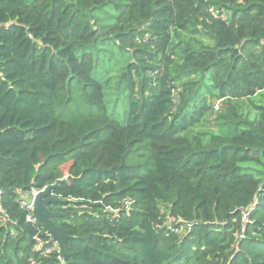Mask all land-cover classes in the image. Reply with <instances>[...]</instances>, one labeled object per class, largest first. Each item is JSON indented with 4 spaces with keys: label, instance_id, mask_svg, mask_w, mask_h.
<instances>
[{
    "label": "trees",
    "instance_id": "obj_1",
    "mask_svg": "<svg viewBox=\"0 0 264 264\" xmlns=\"http://www.w3.org/2000/svg\"><path fill=\"white\" fill-rule=\"evenodd\" d=\"M260 99L264 0H0V264L58 181L64 264H264Z\"/></svg>",
    "mask_w": 264,
    "mask_h": 264
},
{
    "label": "water",
    "instance_id": "obj_2",
    "mask_svg": "<svg viewBox=\"0 0 264 264\" xmlns=\"http://www.w3.org/2000/svg\"><path fill=\"white\" fill-rule=\"evenodd\" d=\"M58 181L55 185L47 187L44 191L40 192L34 199L33 217L37 220V225L43 227L46 232L51 235L52 239L58 242L60 246L61 262L64 264L66 257V242L71 237L64 235L58 226L55 224V218H67L69 213H62L53 211L51 205L66 204L67 201L52 196L53 190L59 185Z\"/></svg>",
    "mask_w": 264,
    "mask_h": 264
},
{
    "label": "built area",
    "instance_id": "obj_3",
    "mask_svg": "<svg viewBox=\"0 0 264 264\" xmlns=\"http://www.w3.org/2000/svg\"><path fill=\"white\" fill-rule=\"evenodd\" d=\"M226 19V17H224ZM44 190H32L30 192H27L22 195L21 200L19 201L20 206L23 210H25L29 215H28V222H30L32 225H37V220L33 217V211H34V199L35 197ZM3 190L0 189V199L3 197ZM4 212L3 206L0 204V213ZM4 221V219H2ZM249 221V214L244 212V224H247ZM47 237V241L44 239H41L40 237L36 236V251L40 254V256L43 258L45 257H50L52 254H57L58 255V260L61 262V257H60V246L58 242L54 241L49 235L46 230L44 232ZM30 264H42L40 263V260H31ZM61 264H63L61 262Z\"/></svg>",
    "mask_w": 264,
    "mask_h": 264
},
{
    "label": "rangeland",
    "instance_id": "obj_4",
    "mask_svg": "<svg viewBox=\"0 0 264 264\" xmlns=\"http://www.w3.org/2000/svg\"><path fill=\"white\" fill-rule=\"evenodd\" d=\"M260 101H264V100L260 99ZM222 105L223 103L221 101L215 100L212 105L214 107L213 111L209 115H207L205 118L206 123L200 127H195L187 135L190 138H193L194 136L201 134L202 132L206 130L218 132L219 128L215 123V117H218L224 113L225 108H222ZM237 105L240 111L244 112L245 114H251V117H254V114H255L254 106H252L251 103L244 102V101H238ZM68 168H69L68 166L64 168L65 172H67Z\"/></svg>",
    "mask_w": 264,
    "mask_h": 264
}]
</instances>
